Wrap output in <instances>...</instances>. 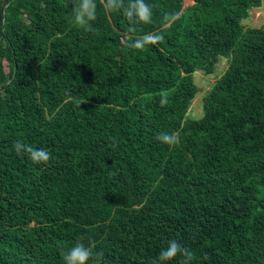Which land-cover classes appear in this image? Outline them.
<instances>
[{
	"label": "trees",
	"instance_id": "1",
	"mask_svg": "<svg viewBox=\"0 0 264 264\" xmlns=\"http://www.w3.org/2000/svg\"><path fill=\"white\" fill-rule=\"evenodd\" d=\"M191 1L146 0L152 22L129 33L99 0L91 32L73 0H0V264H63L80 237L103 264H153L172 239L192 264H264V22L242 25L261 0ZM219 58L189 118L193 75Z\"/></svg>",
	"mask_w": 264,
	"mask_h": 264
},
{
	"label": "clouds",
	"instance_id": "2",
	"mask_svg": "<svg viewBox=\"0 0 264 264\" xmlns=\"http://www.w3.org/2000/svg\"><path fill=\"white\" fill-rule=\"evenodd\" d=\"M106 13H119L127 20L130 25L129 33L136 31V25L149 24L152 22V6L146 0H99ZM71 15L75 25L85 31H94L93 22L97 18V0H73ZM164 36L159 33H147L137 36L134 40H129L128 46L134 50L145 51L147 45H157L162 42ZM160 105L165 107L168 104V92H160ZM80 107V105H75ZM160 142L167 145L178 143L179 137L173 133H160L156 137ZM14 150L18 154H26L35 165L46 166L52 159L51 153L44 148H34L30 144H25L17 140L13 144ZM95 245L89 241L84 242L80 237L67 250L61 251L60 255L63 264H103V252H94ZM180 257V264H192L195 259L193 251L182 244L179 240L172 239L167 242V247L160 251L153 261V264H171L176 258Z\"/></svg>",
	"mask_w": 264,
	"mask_h": 264
},
{
	"label": "rangeland",
	"instance_id": "3",
	"mask_svg": "<svg viewBox=\"0 0 264 264\" xmlns=\"http://www.w3.org/2000/svg\"><path fill=\"white\" fill-rule=\"evenodd\" d=\"M189 5L188 0H183V6ZM264 22V0H261V6L257 9H251L248 11V16L245 20L242 21L244 28H258ZM227 60L224 58H219L215 71L213 74L216 76L211 77L205 76L199 72L194 73L193 81L198 89V93L195 98L192 100L191 105L188 110V117L192 119H197L201 116L202 112V97L208 91L212 85L214 78L218 77L224 72L227 68Z\"/></svg>",
	"mask_w": 264,
	"mask_h": 264
},
{
	"label": "built area",
	"instance_id": "4",
	"mask_svg": "<svg viewBox=\"0 0 264 264\" xmlns=\"http://www.w3.org/2000/svg\"><path fill=\"white\" fill-rule=\"evenodd\" d=\"M189 1V5H191L192 4V1L191 0H188Z\"/></svg>",
	"mask_w": 264,
	"mask_h": 264
}]
</instances>
